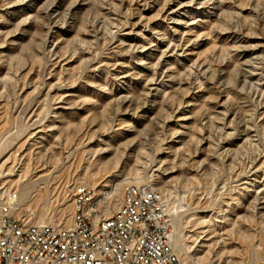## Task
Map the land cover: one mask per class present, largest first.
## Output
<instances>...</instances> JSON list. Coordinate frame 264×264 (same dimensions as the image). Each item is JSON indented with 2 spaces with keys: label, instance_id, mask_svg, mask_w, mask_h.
<instances>
[{
  "label": "rangeland",
  "instance_id": "374dc122",
  "mask_svg": "<svg viewBox=\"0 0 264 264\" xmlns=\"http://www.w3.org/2000/svg\"><path fill=\"white\" fill-rule=\"evenodd\" d=\"M135 175L182 264H264V0H0V200L61 225Z\"/></svg>",
  "mask_w": 264,
  "mask_h": 264
},
{
  "label": "built area",
  "instance_id": "2783aa9c",
  "mask_svg": "<svg viewBox=\"0 0 264 264\" xmlns=\"http://www.w3.org/2000/svg\"><path fill=\"white\" fill-rule=\"evenodd\" d=\"M0 200V264H182L171 243L168 202L152 183L127 185L104 215L91 185L74 192L70 223L37 224L17 214V192Z\"/></svg>",
  "mask_w": 264,
  "mask_h": 264
},
{
  "label": "bare ground",
  "instance_id": "6f19581e",
  "mask_svg": "<svg viewBox=\"0 0 264 264\" xmlns=\"http://www.w3.org/2000/svg\"><path fill=\"white\" fill-rule=\"evenodd\" d=\"M134 179H135V182L137 183V185H141L139 183H142V182H143L142 184H146V183H144V179L140 175H135V178ZM153 185H154L155 195H157L158 197H165V195L162 192V191H164V187L163 186L157 187L155 184H153ZM24 190L26 192V189H24ZM119 191H120V185L118 183L117 184H113L111 186V188L109 190V197H108L109 198V202H113L116 197H119ZM126 193H127V186H125V188H124V196H123V198L126 197ZM117 200L119 201V198ZM165 201L168 202V200L166 199V197H165ZM115 202H116V200H115ZM114 204L116 205L117 208L120 206L119 205V202L118 203H114ZM168 205H169V212H170L174 208V206L173 205L170 206V203H168ZM40 224H42V223H40ZM171 243H172V246L175 249H177L179 247V240L177 238H175V236L172 234V231H171Z\"/></svg>",
  "mask_w": 264,
  "mask_h": 264
}]
</instances>
